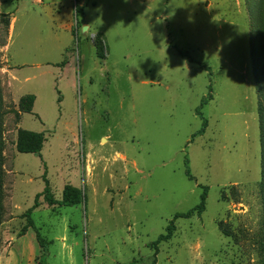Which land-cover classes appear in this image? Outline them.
<instances>
[{
  "label": "rangeland",
  "instance_id": "obj_1",
  "mask_svg": "<svg viewBox=\"0 0 264 264\" xmlns=\"http://www.w3.org/2000/svg\"><path fill=\"white\" fill-rule=\"evenodd\" d=\"M263 41L264 0H0L3 264H38L35 231L20 232L45 171L55 199L82 192L70 207L39 198L46 264H260ZM18 123L44 134L41 155L17 151ZM202 187L205 211L175 219Z\"/></svg>",
  "mask_w": 264,
  "mask_h": 264
},
{
  "label": "trees",
  "instance_id": "obj_2",
  "mask_svg": "<svg viewBox=\"0 0 264 264\" xmlns=\"http://www.w3.org/2000/svg\"><path fill=\"white\" fill-rule=\"evenodd\" d=\"M9 15V14H7ZM6 15V16H7ZM10 25V23H8ZM261 47V48H260ZM259 48L255 47V43L252 42L251 48V58L254 76L256 80V90L259 96V105H258V116H259V125H260V143H261V153H262V180L260 182V191L263 205V215H264V41L261 42V46ZM182 57L192 61L191 57L185 52H179ZM36 101L35 95H26L23 96L19 101V110H12L15 113L16 117L19 118L21 113H32L34 104ZM206 100L202 102V105L199 107L198 111H200L205 104ZM7 110L5 107V99L3 96L2 89L0 87V227L3 223V217L5 213V208L3 205L4 200V177H5V140H4V127H5V118L7 115ZM207 127V121L203 122L202 128L197 134L201 135L205 132ZM195 137V135H194ZM45 136L43 133H37L25 129H18L17 131V139H16V148L19 153L24 154H35L41 155V152L44 147ZM187 174L191 180L194 178L191 176L190 172L187 171ZM43 180L45 182V188L42 193L37 194L35 197L34 205L25 213L26 225L21 229L20 237L25 236L30 229L35 231L36 239L38 245L40 247V257L38 260V264H46L47 258V247L50 242L46 241L40 234V232L36 229L34 225V221L32 219V213L35 209L40 206L39 198L44 197L45 202L49 206H75L81 203L82 200V192L79 188L74 186H67L63 192V197L61 200H57L54 198L50 182L47 178V171H45L43 175ZM203 193L201 195L200 203L187 213L176 214L175 219L183 217L189 218L193 214H202L206 209V201H207V187H202ZM221 227V225H220ZM176 230V226L174 224V220L167 227L166 233L159 236L157 241L154 242L153 246L157 249L158 245L163 241H168L172 238L174 231ZM223 230V228H222ZM1 242V237H0ZM261 259L260 264H264V242H262V246L260 249Z\"/></svg>",
  "mask_w": 264,
  "mask_h": 264
},
{
  "label": "crops",
  "instance_id": "obj_3",
  "mask_svg": "<svg viewBox=\"0 0 264 264\" xmlns=\"http://www.w3.org/2000/svg\"><path fill=\"white\" fill-rule=\"evenodd\" d=\"M11 27H12V23H11ZM71 28H72V26H71ZM7 47V46H6ZM6 72H8V74H10L11 73V67L8 65V68H6V70H5ZM23 113H21V115H22ZM20 123H18V129H22V128H19V125ZM18 129H17V131H18ZM17 139V138H16ZM2 254L0 253V264H3V262H2Z\"/></svg>",
  "mask_w": 264,
  "mask_h": 264
}]
</instances>
